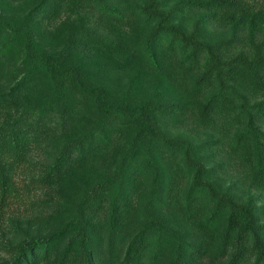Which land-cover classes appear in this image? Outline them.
I'll return each mask as SVG.
<instances>
[{
    "label": "trees",
    "instance_id": "1",
    "mask_svg": "<svg viewBox=\"0 0 264 264\" xmlns=\"http://www.w3.org/2000/svg\"><path fill=\"white\" fill-rule=\"evenodd\" d=\"M0 226V264H264V0H0Z\"/></svg>",
    "mask_w": 264,
    "mask_h": 264
},
{
    "label": "rangeland",
    "instance_id": "2",
    "mask_svg": "<svg viewBox=\"0 0 264 264\" xmlns=\"http://www.w3.org/2000/svg\"><path fill=\"white\" fill-rule=\"evenodd\" d=\"M15 214H18V212L16 211ZM22 218H26L22 217ZM32 223V225L34 226V228H40V221L39 218L31 216L29 219ZM1 228V226H0ZM3 234H6L8 237H13L15 234L11 233V231H9V229H6V232L3 229H0V240ZM3 257L2 251L0 250V259Z\"/></svg>",
    "mask_w": 264,
    "mask_h": 264
}]
</instances>
